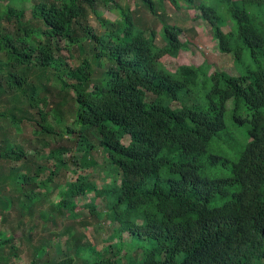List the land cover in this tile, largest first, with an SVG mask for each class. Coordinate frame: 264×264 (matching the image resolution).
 Segmentation results:
<instances>
[{
  "label": "trees",
  "instance_id": "trees-1",
  "mask_svg": "<svg viewBox=\"0 0 264 264\" xmlns=\"http://www.w3.org/2000/svg\"><path fill=\"white\" fill-rule=\"evenodd\" d=\"M181 1L209 24L219 51L233 54L235 74L210 75L207 63L165 69L160 59L187 50L181 29L162 24L158 46L156 32L137 29L119 7V22L100 18L96 6L111 11L112 0H38L31 21L24 10L0 7V22L14 29H0V204L17 201L23 220L37 214L53 225L81 219L74 201L92 194L84 213L118 225V241L99 251L69 227L55 231L68 253L55 264H264V0ZM138 2L156 14L153 0ZM89 16L104 32L88 26ZM54 85L64 104L72 95L68 114L78 130L65 140H75L82 167L98 156L108 184L97 188L86 174L55 181L73 160L53 147L64 136L45 110ZM52 111L57 122L67 113ZM29 126L40 147L18 142ZM125 232L134 256L123 253ZM22 246L23 236L0 230V264H15ZM49 246L37 245L34 264Z\"/></svg>",
  "mask_w": 264,
  "mask_h": 264
},
{
  "label": "rangeland",
  "instance_id": "rangeland-1",
  "mask_svg": "<svg viewBox=\"0 0 264 264\" xmlns=\"http://www.w3.org/2000/svg\"><path fill=\"white\" fill-rule=\"evenodd\" d=\"M155 3V15H151L149 11H147L138 0H112L108 6L112 8L109 11L103 5H97L96 11L99 13L100 18L108 22H119V11L117 7L122 9L125 12H128L133 18L134 24L137 29L141 31L152 30L156 32L155 42L158 46H162L164 41L161 38L162 32V24H167L171 26H177L181 29L182 34L179 36V39L182 43H186L187 50H179L177 55L172 56H164L160 59L161 65L169 70L174 71L178 66L186 65V66H200L203 63H207L211 66L209 74H213L216 71H223L230 74H235L236 70V60L233 54H223L218 49V42L214 37V31L209 27V24L199 20L198 14L194 10H190L185 7L181 0H175V6L172 5L171 2L165 0L161 2L160 0H153ZM224 0H195V5L199 6L201 4L209 6L212 3L221 2ZM38 0H2L0 2L1 10L4 9L5 6H13L18 10H24L25 12V21H31L30 11L33 7L34 3H37ZM115 6V7H114ZM88 26L94 31H102L99 30L96 21L92 16H89L87 19ZM0 29L2 31H8L12 33L14 29L10 26L5 25L2 21L0 22ZM232 29V22L230 20H226L223 31L228 32ZM63 56L68 58L67 52L63 51ZM65 62L68 65H76V54H74L73 58H68ZM57 91L59 88L54 85L52 88V93H47V108L46 111H49L48 116V124L51 125L56 134L64 135L62 140L57 139L59 142L53 146L50 138H46V141H50L51 147L54 148L62 146L66 153H64V158H71L73 161V165L68 168L61 169L57 174L56 180L59 181L60 184L71 181L75 179L76 174L87 175L91 180L96 184L97 188L102 184H108L109 179L104 178L103 167L98 162V156L96 157L88 155V160H93L94 163L91 164L90 167H82L81 159L82 153L76 151L75 149V140H65L67 137H76L77 135V126L73 125L71 115L68 114L70 109H72V95L69 93L65 97V103L61 102V98L58 95ZM3 101L10 100V95H4ZM61 102V103H60ZM4 103V102H3ZM60 103V105H59ZM8 103H6L7 105ZM55 109H61L64 112V116L58 122L55 118L58 119V115L54 114ZM30 113L34 115V117H38L36 110H30ZM229 116V111L226 113V118ZM227 120V119H226ZM69 128L72 130V134L67 136L64 134V129ZM240 130H242L240 128ZM31 127H26L24 132L17 133L16 138L18 142L23 144L25 147L28 142L32 140L34 146L40 145L35 142V137L32 134ZM95 140H93L94 142ZM96 142V141H95ZM125 144L128 143L126 139L124 141ZM84 154V153H83ZM45 164L46 161H42ZM50 164V168L52 170L53 162H48ZM46 173L49 171L46 170ZM42 178L46 177V175L42 174ZM40 177V178H41ZM92 194H87L80 199L76 198L74 203L75 207L73 211L81 212L82 218L73 221L66 215L64 219L55 222L51 225L50 222L43 223L44 220L40 219L37 214H34L33 218L22 219L21 206L17 205L16 202H13L11 208H7L3 204H0V230L7 232L9 235H14L15 238L23 236V246L20 257L14 259L13 263L15 264H34L33 263V254L36 251L37 245L43 240L47 239L49 241V247L46 249L45 255L35 264H55L59 260H63L68 256L67 251L65 250V240H67L66 236H53L54 232H63L65 227H69L71 232L75 235L81 234L83 239L81 242H88L93 245L94 248L99 250H105L109 244H114L118 241L117 237V228L118 225L116 222L111 221L105 217H102L99 221H96L94 218L89 217L84 213L85 210L82 209V206L85 203L89 202ZM53 197H50V200H53ZM93 204L95 205V209L100 210L103 206L99 200H94ZM44 210H47V205H45ZM67 214V213H66ZM81 220L85 222L86 225H77V221ZM128 234L121 233L120 241L122 242L123 253H127L129 256H134V250L130 249L131 246H128ZM133 238V237H131ZM29 239V240H28ZM70 243V241H69ZM60 247L63 250V253L58 252V248ZM128 249V250H127ZM139 257V255H137ZM75 262V261H74ZM74 264H77L75 262Z\"/></svg>",
  "mask_w": 264,
  "mask_h": 264
}]
</instances>
